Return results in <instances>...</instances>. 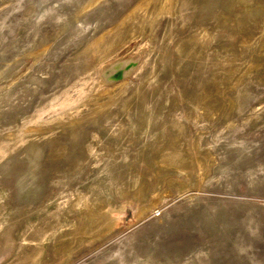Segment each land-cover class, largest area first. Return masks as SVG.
<instances>
[{
    "label": "rangeland",
    "instance_id": "rangeland-1",
    "mask_svg": "<svg viewBox=\"0 0 264 264\" xmlns=\"http://www.w3.org/2000/svg\"><path fill=\"white\" fill-rule=\"evenodd\" d=\"M0 264H264V0H0Z\"/></svg>",
    "mask_w": 264,
    "mask_h": 264
},
{
    "label": "bare ground",
    "instance_id": "bare-ground-1",
    "mask_svg": "<svg viewBox=\"0 0 264 264\" xmlns=\"http://www.w3.org/2000/svg\"><path fill=\"white\" fill-rule=\"evenodd\" d=\"M73 16H74V15H73ZM120 66H121V65H120ZM123 67H124V66H123ZM123 67H122V68H123ZM114 68H115V67H114ZM120 68H121V67H120ZM117 69H118V68H117ZM112 70H113V69H112ZM112 70H111V71H112ZM118 72H119V71H117L116 74H118ZM108 74H109V73H108ZM109 75H110V74H109ZM118 76H119V74H118ZM121 76H122V73H121ZM107 77H108V76H107ZM121 78H122V77H121Z\"/></svg>",
    "mask_w": 264,
    "mask_h": 264
}]
</instances>
